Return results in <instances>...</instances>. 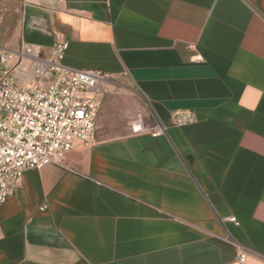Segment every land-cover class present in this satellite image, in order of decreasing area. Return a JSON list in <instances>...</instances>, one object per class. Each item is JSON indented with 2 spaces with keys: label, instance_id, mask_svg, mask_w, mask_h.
<instances>
[{
  "label": "crops",
  "instance_id": "crops-1",
  "mask_svg": "<svg viewBox=\"0 0 264 264\" xmlns=\"http://www.w3.org/2000/svg\"><path fill=\"white\" fill-rule=\"evenodd\" d=\"M59 39L64 66L108 76L100 108L124 80L146 107L133 119L167 130L131 135L98 114L119 134L25 170L0 207V264L264 257V0H0V47L49 59ZM16 76L32 81L26 65ZM178 111L194 121L174 125Z\"/></svg>",
  "mask_w": 264,
  "mask_h": 264
},
{
  "label": "built area",
  "instance_id": "built-area-1",
  "mask_svg": "<svg viewBox=\"0 0 264 264\" xmlns=\"http://www.w3.org/2000/svg\"><path fill=\"white\" fill-rule=\"evenodd\" d=\"M68 44L59 39L51 58L39 56L33 45L16 50L0 47V207L20 186L25 170L48 165L63 167L64 155L94 144L99 96L108 76L102 71L74 70L63 65ZM26 65L30 83H21L18 69ZM51 77V80H47ZM153 127L138 116L129 123L131 135L166 133L167 126L151 115ZM194 121L189 111H178L174 125ZM46 210V205L39 208ZM238 225L234 217L228 219ZM250 250L238 247L244 264Z\"/></svg>",
  "mask_w": 264,
  "mask_h": 264
},
{
  "label": "rangeland",
  "instance_id": "rangeland-1",
  "mask_svg": "<svg viewBox=\"0 0 264 264\" xmlns=\"http://www.w3.org/2000/svg\"><path fill=\"white\" fill-rule=\"evenodd\" d=\"M100 101L101 108L99 115L101 114L104 119L106 118L110 120V122L115 123L116 127L129 124L133 117L139 113L138 109L141 110L142 106L146 108L144 105L141 106L142 103H140L131 85L124 80L115 81L113 86L107 87ZM102 134H104V136H109L119 133L102 132L99 129L96 130V135L100 136Z\"/></svg>",
  "mask_w": 264,
  "mask_h": 264
}]
</instances>
